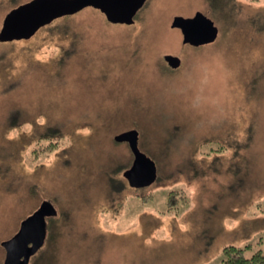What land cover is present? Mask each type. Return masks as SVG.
I'll list each match as a JSON object with an SVG mask.
<instances>
[{
  "label": "rangeland",
  "instance_id": "rangeland-1",
  "mask_svg": "<svg viewBox=\"0 0 264 264\" xmlns=\"http://www.w3.org/2000/svg\"><path fill=\"white\" fill-rule=\"evenodd\" d=\"M29 1L0 0V31ZM233 3L230 46L221 38L194 51L171 27L201 12L223 36L227 21L208 0H148L133 25L85 8L31 39L0 42V264L1 242L45 200L60 213L58 233L51 258L29 264H220L227 244L264 252V99L250 96L264 92V29L260 38L251 25L264 24V0ZM19 77L25 85L12 91ZM50 128L63 139L36 149ZM131 129L158 174L118 190L134 158L114 137ZM171 190L185 199L177 209Z\"/></svg>",
  "mask_w": 264,
  "mask_h": 264
},
{
  "label": "water",
  "instance_id": "water-1",
  "mask_svg": "<svg viewBox=\"0 0 264 264\" xmlns=\"http://www.w3.org/2000/svg\"><path fill=\"white\" fill-rule=\"evenodd\" d=\"M148 0H32L12 9L5 17L0 31V42L31 39L41 28L58 18L80 13L85 8H94L106 16L112 24L133 25L135 17ZM173 28L182 31L183 42L202 46L216 41L219 29L213 20L201 12L194 17L175 16ZM172 68L180 67L179 57L167 55ZM139 133L135 129L119 133L115 142H126L133 153L132 166L123 173L130 187L145 188L156 182L158 169L155 162L138 146ZM57 215V209L43 201L39 209L24 219L18 233L1 242L6 250L4 264H28L33 254L43 245L47 236L46 217ZM32 246L29 247V243Z\"/></svg>",
  "mask_w": 264,
  "mask_h": 264
},
{
  "label": "trees",
  "instance_id": "trees-1",
  "mask_svg": "<svg viewBox=\"0 0 264 264\" xmlns=\"http://www.w3.org/2000/svg\"><path fill=\"white\" fill-rule=\"evenodd\" d=\"M209 1V6H212V10H213V15L215 17H217L218 19H222L224 21H227V24L229 26V28L227 29V31L225 33H222L223 36H221V31L219 30V35H218V38L216 39L215 42L213 43H210V44H207V45H213V46H218L222 40H224V46H230V40L231 39H228V37H232V34L234 33L232 31V29H234L232 26L234 24H236V16L234 15V11H237L239 10L237 5L234 2V0H208ZM141 11V10H140ZM139 11V12H140ZM138 12V14H139ZM137 14V15H138ZM137 17V16H136ZM64 18H68V17H64ZM254 23H251L254 24L253 26L254 27H260L259 29L257 28L256 31L254 32V36H260V38L262 37L261 36V30L264 29V24L261 25L259 24L258 21H256L255 19L253 20ZM55 22V21H54ZM53 23V22H52ZM52 23H50L49 25H51ZM48 26V25H47ZM231 26V27H230ZM218 29H220L218 27ZM253 37H251L250 39H255ZM225 37V39L223 38ZM222 38V40H221ZM16 40L12 41V42H15ZM9 43V42H7ZM11 43V42H10ZM186 46H188L189 48L193 49L194 51L198 50V49H201L202 47H206L207 45L205 46H196V47H193L189 44H185ZM231 49V48H230ZM229 51V50H228ZM0 67L2 66V61H0ZM9 68V66L7 67ZM231 67H226L225 66V71H228L229 69H231ZM262 79V78H261ZM261 79L258 80V82L260 83ZM24 78L23 77H19L17 80H14L12 81V91L14 90V88L16 86H19L18 88L21 89L22 86L25 85L24 83ZM253 84H254V81H253ZM250 96H255L257 99L260 97L259 100H263L264 99V92H262L261 88L259 86H256L253 90V93L252 95ZM16 113H12V115H10L9 119H8V125L11 126L12 128H16L17 126L19 125H16L18 124L19 122V119H20V111L17 110L15 111ZM41 118L42 119H46L47 117L46 116H43L41 115ZM73 128H71L72 130V134L74 131H76L78 129V126L75 125V123L73 124ZM137 125V124H136ZM171 138H173L174 136L177 135L178 130H179V127L178 126H173L171 129ZM62 130H60L59 128H50L49 130H46V133L44 135H42L41 137H39V140H37V144L35 147L36 149L39 148L40 146H45L43 151H48V152H52L53 151V147H55V144H56V139L57 137L59 136V139H63L62 136H64L65 134L61 133ZM253 131V130H252ZM55 139H54V137ZM36 137V136H35ZM51 140V142H49V144H47L48 142V139ZM58 140V139H57ZM116 143V142H115ZM47 145V146H46ZM49 145V146H48ZM51 145V146H50ZM46 147H49L48 149H45ZM52 150V151H51ZM41 152V151H40ZM157 159H160V157L158 156V154H155V156ZM154 159V158H153ZM121 167L120 168H117V170L119 172H121ZM127 180H125L123 177L122 179H119V184L118 186L120 188H118V190H122V188L124 189L125 187H130V185L128 184L129 182H126ZM134 188V187H133ZM132 189V188H131ZM134 189H140V188H134ZM181 192V191H180ZM178 190H171L168 194V203L170 205H173L174 209H177L180 207V205L185 201V199L181 198V197H177L178 194L180 193ZM175 204V205H174ZM170 210H172L171 208H168ZM64 215V214H62ZM60 217V213L54 217H48L46 218L47 219V224H46V231H47V236H46V239H45V243H44V246L41 247L39 250H37L33 256L31 257L30 259V262L32 261L33 257L34 256H37L36 257V260H39L42 262V261H45V259H50L52 254H50V251L52 248V246L55 244V236H57L56 234L58 233L57 231V228H56V221L58 220V218ZM46 245V247H45ZM46 249V253H49V256H46L45 254L43 255L42 252L41 254L40 251L42 249ZM253 246L251 245V243L249 244H246V246H235L233 244H227L223 247V251H222V260H221V263L220 264H264V252H263V249H258L256 250L255 252H253L251 254V256H247L246 252H248ZM48 249V250H47ZM48 251V252H47ZM51 253H52V250H51ZM29 262V263H30ZM4 264V263H3Z\"/></svg>",
  "mask_w": 264,
  "mask_h": 264
},
{
  "label": "flooded vegetation",
  "instance_id": "flooded-vegetation-1",
  "mask_svg": "<svg viewBox=\"0 0 264 264\" xmlns=\"http://www.w3.org/2000/svg\"><path fill=\"white\" fill-rule=\"evenodd\" d=\"M180 67H181V65H180ZM29 243V247H31L32 246V243H30V242H28Z\"/></svg>",
  "mask_w": 264,
  "mask_h": 264
}]
</instances>
